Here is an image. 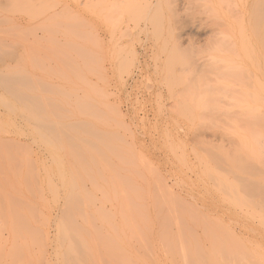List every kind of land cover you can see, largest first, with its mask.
I'll return each mask as SVG.
<instances>
[{"label": "rangeland", "instance_id": "1", "mask_svg": "<svg viewBox=\"0 0 264 264\" xmlns=\"http://www.w3.org/2000/svg\"><path fill=\"white\" fill-rule=\"evenodd\" d=\"M139 1L0 0V264H264V0Z\"/></svg>", "mask_w": 264, "mask_h": 264}, {"label": "bare ground", "instance_id": "2", "mask_svg": "<svg viewBox=\"0 0 264 264\" xmlns=\"http://www.w3.org/2000/svg\"><path fill=\"white\" fill-rule=\"evenodd\" d=\"M91 1H92V0H91ZM140 1H141V0H140ZM140 1H139V3H141ZM142 1H144V0H142ZM149 1H150V0H149ZM204 1H205V0H204ZM208 1H209V0H206V3H207ZM217 1H218V0H217ZM220 1H222V0H220ZM223 1H224V0H223ZM223 1H222V2H223ZM226 1H227V0H226ZM238 1H239V2H240V1H241V2H244V3L242 4V11H241V12H242V13H246V14H248V12H249V10H250V3H249L250 0H238ZM255 1H256V0H255ZM257 1H258V0H257ZM87 2H88V1H87ZM145 2H146V1H145ZM227 2H230V3L233 2V3H231V4H234L235 0H232V1H231V0H228ZM236 2H237V1H236ZM259 2L261 3V0H260ZM259 2H257V4H259ZM263 2H264V1H263ZM88 3H89V2H88ZM139 3H138V4H139ZM150 3H151V1H150ZM218 3L220 4V2H218ZM223 3H224V2H223ZM223 3H222V5H223ZM85 4H86V3H84V5H85ZM157 4H158V3H157ZM209 4H210V2H209ZM209 4H208V5H209ZM224 4H228V3L225 2ZM231 4H230V5H231ZM239 4H240V3H239ZM263 4H264V3H263ZM263 4H259L260 6L257 5L258 8H259V9H258V8H256L257 6H256V7L254 6V5H256V3H254V5H253L254 7H253V8L256 9L258 12H256V10H255V13H254V11H253V13H252V11H251L250 14H251V17H254L253 19L256 18V20H257V17H259L260 13H261V14H262V13L264 14V12H263V10H264V5H263ZM262 5H263V6H262ZM145 6H146V5H145ZM152 6H153V5H152ZM152 6H151V7H152ZM216 6H217V5H216ZM220 6H221V5H220ZM226 6H227V5H226ZM234 6H237V5H234ZM238 6H239V5H238ZM147 7H148V6H147ZM147 7H143V8H147ZM151 7H150V8H151ZM206 7H207V6H206ZM210 7H211V9H213V6H211V4H210ZM210 7H209L208 10H210ZM231 7H232V8H235V7H233V6H231ZM231 7H230V8H231ZM262 7H263V10H262ZM139 8H141V9L143 10L142 5H141V7H139ZM220 8H221V7H220ZM232 8H231V11H233ZM137 9H138V8H137ZM147 10L149 11V10H151V9H147ZM225 10H226V9H225ZM225 10H223V8L221 9V12H223V15H224V11H225ZM229 10H230V9H227L225 12H227V11H229ZM234 10H235L236 14H237V13H240V12H238V11H240V9L237 11V7H236V9H234ZM261 10H262V12H261ZM211 11H212V10H211ZM213 11H214V13H215V14H213V16L215 15V18H216V16H217L218 14H216L215 11H217V10H213ZM259 11H260V13H259ZM149 12H150V11H149ZM149 12H148V13H149ZM235 12H233V13H234L233 15H235ZM143 13H144V11H143ZM217 13H218V11H217ZM256 13H257V15H256ZM227 14H228V17H229V15L231 14V12H230V13H227ZM252 14H254L255 16H252ZM258 14H259V15H258ZM263 14H262V15H263ZM143 15H144V14H143ZM146 15H147V13H146ZM240 15H242V14L240 13ZM243 15H244V14H243ZM236 17H237V16H236ZM241 17H242V18H241ZM241 17H237V18H235V19H237V21H238V18H239V20H240V21L242 22V24H243L244 22H243V20H241V19H243V16H241ZM145 18H146V17H145ZM215 18H212V19H210V20H209V19L207 20V22H208V21H209V22L213 21L212 23L215 22L214 24H216V22H217V25H215V28H214V26H213L214 24H211V23H208V24H207V23H206V24H207V25H206L205 23H203V25H204L203 28H204V29L207 28V27H210V28H209V29H210V32H211V30H212L213 28H214L215 31L218 30L217 32H219V33H217V35H216V32H215L214 30H212V31L214 32V34H213V32H212L211 35L209 36V38H208V42H209V43H208V44H210L211 39L214 40V43H217V41H215L216 38H215L214 36H216V37L218 36L217 38H220V37H221V38H220V41H218V43L221 42V44H222V43L224 42V43H225V46H226L227 43H228L227 40L229 41V38H231V36L229 37V35H228L229 38H228V37H225V36L228 34L227 32L230 31V30H228V26L226 25V22L223 21V22L221 23L220 21H218V19L221 20V19H220L221 17H217V20H216ZM229 18H231V17H229ZM233 18H234V17H232L231 20H233ZM240 18H241V19H240ZM214 19H215V21H214ZM253 19H252V20H253ZM259 19H261V17L258 18V20H257L256 22H261V21L263 20V19H262V20H259ZM240 21H238L239 24H240V26H239V24H237V26L240 28V29H238V32H239V30L241 31V29H242L243 26H244V25L242 26V24H241ZM218 22H219V23H218ZM252 22H254V21H252ZM136 23H137V22H136ZM223 23H225V25L227 26V29L225 28L226 26L223 25ZM236 23H237V22H236ZM219 24H222L223 26H222V25L220 26ZM244 24H245V23H244ZM248 24H250V23L248 22ZM253 24H254V23H253ZM261 24H262V23H261ZM208 25H209V26H208ZM210 25H212L213 27L210 26ZM229 25H230V24H229ZM255 25H257V28L255 27ZM255 25H254L253 27L255 28V30H257V32H256V34H257V33H259V31H258L259 26H258V24H255ZM137 26H138V25H137ZM205 26H206V27H205ZM241 26H242V28H241ZM249 26H250V25H249ZM211 27H212V28H211ZM216 27H217V28H216ZM218 27H219V28H218ZM263 27H264V24H263ZM222 28H224L227 32H226V31H223L224 29L219 31V29H222ZM207 29H208V28H207ZM205 31H207V30L205 29ZM222 31L225 32V34H226V33H227V34H226V35L223 34V33L221 34ZM251 32H253V31H251ZM254 32H255V31H254ZM254 32H253V34H254ZM243 33H244V31H243ZM229 34H232V32L230 31ZM238 34H239V33H238ZM241 34H242V32H241ZM244 34H246V33H244ZM256 34H254V35H256ZM212 35H213V36H212ZM220 35H221V36H220ZM222 35H225V36H222ZM239 35H240V34H239ZM246 35H248V34H246ZM257 35H259V34H257ZM211 36H212L213 38H212ZM232 37H233V36H232ZM239 37L242 38V35H240ZM243 37H244V36H243ZM261 37H262V36H261ZM261 37H260V41H259L260 44H262V43H261V42H262ZM263 37H264V31H263ZM226 38H228V39H226ZM96 39L98 40V38H96ZM221 39H222V40L224 39V40L221 41ZM246 39H247V37H246ZM248 39H249V38H248ZM97 40H96V41H97ZM213 40L211 41V43L213 42ZM218 40H219V39H218ZM225 40H226V42H225ZM232 40H233V39H232ZM234 40H235V39H234ZM241 40H242V39H241ZM244 40H245V39H244ZM98 41H99V40H98ZM247 41H248V40H247ZM206 42H207V41H206ZM230 42H231V41H230ZM230 42H229V43H230ZM224 43H223V44H224ZM229 43H228L227 46H228L229 48L232 49L233 46H234L235 44H234L233 41H232V43H230V44H229ZM242 43H245V41H242ZM247 43H248V42H247ZM219 44H220V43H219ZM240 44H241V43H240ZM232 45H233V46H232ZM241 45H242V44H241ZM263 45H264V44H263ZM263 45H262V46H263ZM210 46H212V45H210ZM227 46H226V48H227ZM248 46H249V43H248ZM213 47H214V49L216 48V49H215V50H216V53H218V52L220 53L221 51H225V50H226V48H225L224 46H223V47H224L225 49L222 47L223 50H222V48L220 49V46H218L219 48H217L216 46H213ZM234 47H235V46H234ZM241 47L243 48V51L246 52V53L243 52V53H244L243 55L246 54V55L248 56V60L251 61V58L249 57L250 55H249V53H248V49L246 48V44H245V45L243 44V46H241ZM242 48H241V49H242ZM244 48L247 49V50H245ZM251 48H252V46H250V50H251V55L253 56L254 51L252 52L253 49H251ZM263 48H264V47H263ZM211 49H212V48H211ZM214 49H212V52H214ZM233 50H236V49H233ZM217 51H218V52H217ZM226 51H227V50H226ZM226 51H225V52H226ZM236 51H237V50H236ZM221 53H222V52H221ZM227 53H229V52H227ZM233 53H234V52H233ZM231 54H232V52H231ZM220 55H221V54H220ZM229 55H230V54H229ZM234 55H235L234 57H236V58H237V57L240 58L238 55H236V53H234ZM222 56H223V55H222ZM225 56H226V55H225ZM213 57H214V56H213ZM253 57H254V56H253ZM227 58L229 59V64H232V65L227 64V62H228V60H226ZM227 58H226V59L223 58V57L221 58V59L225 62V63H224L223 61H221L222 63H224V66H228V65H229L228 67L224 68L225 71L221 69L223 72H228V73H229V70H231V71L234 72L233 68H236V67H237V70H238V69H239V70L241 69V68H240L241 66H240L239 64H238V65H239V68H238V65H236L237 63H236L235 65H233V64L236 62L235 60H234V62H233V61H232V62L230 61L233 57H232V58L230 57V58H231V59H230L229 56H228ZM246 58H247V57H246ZM246 58H245V59H246ZM249 58H250V59H249ZM262 58H263V57H262ZM218 59H219V58H218ZM221 59H220V60H221ZM241 59H242V58H241ZM225 60H226L227 62H226ZM257 60H258V59H257ZM216 61H217V62H216ZM238 62H239V61H238ZM242 62H243V61H242ZM214 63H216L217 66L219 65L218 60H215ZM217 63H218V64H217ZM239 63H240V62H239ZM250 63H252V62H250ZM257 63H258V62H257ZM259 63H260V62H259ZM220 64H221V63H220ZM221 65L223 66V64H221ZM251 65H252V64H251ZM232 66H233V67H232ZM235 66H236V67H235ZM252 66H253V65H252ZM256 66H257V64H256ZM230 67H232V68H230ZM258 67H259V66H258ZM258 67H257V68H258ZM219 68H220V67H219ZM219 68H217V69H219ZM221 68H222V67H221ZM228 68H230V69H228ZM243 68H244V67H243ZM244 69H245V68H244ZM254 69H255V68H254ZM221 70H219V71H221ZM239 70H238V72H239ZM241 70H242V69H241ZM245 70H246V69H245ZM222 71H221V72H222ZM247 71H248V69H247ZM258 71H259V69H258ZM248 72H249V71H248ZM231 73H232V72H231ZM236 73H237V72H236ZM239 73H240V72H239ZM239 73H237V74H239ZM242 73H245V71L242 72ZM242 73H241V74H242ZM246 73H247V72H246ZM220 74H221V73H220ZM220 74L218 73V75H220ZM222 76H225V77H226V75H222ZM227 76H228V75H227ZM231 76H232V75H231ZM236 76H239V75H236ZM246 76H247V74H246ZM219 77H220V76H219ZM242 77L245 79L244 75H243ZM248 77H249V76H248ZM223 78H224V77H223ZM226 79H228V78H226ZM236 79H237V78H236ZM238 79H239V77H238ZM241 79H242V78H241ZM250 79H251V77H250ZM252 79H255V78H252ZM257 80H258V79H257ZM256 82H258V81H256ZM241 84H242V83H241ZM238 85H239V83H238ZM257 85L259 86V83H258ZM242 86H243V85H242ZM242 86H241V87H242ZM233 87H234V86H233ZM261 87H262V86H261ZM236 88H238V87H236ZM244 88H245V87H244ZM259 88H260V87H259ZM228 90H229V89H228ZM228 90H227V91H228ZM233 90H234V89H233ZM254 90H255V89H254ZM260 90H261V89H260ZM227 91H226V92H227ZM231 91H232V89H230V94H231ZM261 91L263 92V90H261ZM228 92H229V91H228ZM242 92H243V91H242ZM237 93H238V92H237ZM244 93H247V92H243V94H244ZM250 93H251V92H250ZM250 93H249V94H250ZM233 94H234V92H233ZM238 94H239V93H238ZM247 94H248V93H247ZM247 94H246V95H247ZM235 95H237V94H235ZM244 95H245V94H244ZM257 95H258V94H257ZM250 96L252 97L251 94H250ZM254 96H255V95H253V97H254ZM258 96H259V95H258ZM258 96H257V97H258ZM257 97H255V98H257ZM233 98H234V97H233ZM243 98H244V97H242L241 101H244V102L246 101L245 103H247V100H246L245 98H244L245 100H243ZM248 98H249V96L247 95V99H248ZM259 98H260V97H259ZM253 99H254V98H253ZM253 99H252V100H253ZM261 99H262V98H261ZM250 100H251V99H250ZM254 100H255V99H254ZM256 100H257V102L261 101L260 99H259V101H258V99H256ZM241 101H239V102H241ZM262 101L264 102V100H262ZM253 102H254V101H253ZM237 103H238V102H237ZM245 103H244V104H245ZM247 104H248V103H247ZM247 104H246V105H247ZM260 104H261V103H260ZM263 104H264V103H263ZM238 105H241V104L238 103ZM249 106H250V105H248V108H251V107H249ZM246 107H247V106H246ZM253 107H254V106H253ZM244 108H245V107H244ZM244 108H243V109H244ZM248 108H247V110H248ZM253 109H255V108H251V109H249V110L252 111ZM260 109H261V108H258V110H260ZM247 110H246V111H247ZM249 110H248V112H249ZM256 110H257V109H256ZM254 111H255V110H254ZM254 111H252V113H253ZM255 112H256V111H255ZM263 113H264V112H263ZM0 115H1V114H0ZM259 122H261V121H259ZM261 124H262V125H261ZM260 125H261V127H262L264 124H263V123H260ZM263 127H264V126H263ZM4 139H5V140H9L10 138H4ZM4 139H3V138H0V143L3 142V141L5 142ZM258 205H259V204H258ZM263 206H264V205H263ZM78 216H79V215H78ZM82 219L84 220L83 217L81 218V221H82ZM84 221H86V220H84ZM88 222H89V220H88ZM84 223H85V222H84ZM253 232H254V231H253ZM251 255H252V254H251ZM261 256H262V255H261ZM236 257H237V256H236ZM235 259H236V258H235ZM238 259H239V258H238ZM236 260H237V259H236ZM242 261H244V260L242 259ZM258 261H259V260H257L256 262H258ZM236 263H237V261H236ZM238 263H240V260H239ZM243 264H244V262H243ZM250 264H251V263H250ZM252 264H254V263H252ZM255 264H256V263H255ZM261 264H262V263H261Z\"/></svg>", "mask_w": 264, "mask_h": 264}]
</instances>
